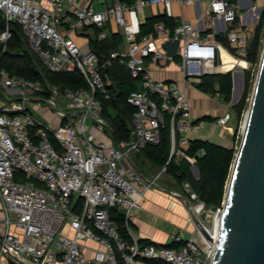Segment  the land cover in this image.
<instances>
[{
  "label": "built area",
  "instance_id": "2783aa9c",
  "mask_svg": "<svg viewBox=\"0 0 264 264\" xmlns=\"http://www.w3.org/2000/svg\"><path fill=\"white\" fill-rule=\"evenodd\" d=\"M173 1L206 5L195 22L182 20L172 31L160 21L155 23L154 34L141 35L138 12L161 3L164 12L171 15ZM240 2L120 0L96 9L91 2L82 6L77 0H0L6 19L0 33L2 42L11 35L8 22L16 20L30 49L48 70L77 68L86 81L85 87L61 89L57 84L44 86L40 80L11 74L0 66V89L16 95L0 105V258L12 256L21 264H137L143 258H158L169 264H210L223 204L208 207L188 180L171 192L184 198L194 224L191 237H173L182 241L177 246L151 240L140 245L134 239L126 245L109 207L123 211L129 231L145 191L154 187L170 160L185 159L191 170L196 165V158L185 147L190 134L199 132L204 121L193 117L184 85L154 77L150 64L172 59L161 43L178 38L176 55L183 82L220 70V53L227 48L215 37L217 21L223 22L220 31L235 50L228 49L230 53L235 59H243L259 12L246 20ZM110 20L123 35V46L110 56L126 63L142 85L127 97L135 110L130 137L120 143H109L95 133L106 125L100 96L108 97L107 82L95 52H83L70 37L82 26L95 25L100 29L99 38H105V25ZM247 66L248 62L240 68ZM166 113L170 115L169 155L147 178L134 163L132 153L160 141ZM88 117L92 118L91 129L86 125ZM230 118L227 108L215 121L225 126ZM207 216L210 224L205 221ZM85 239L101 245L90 258L83 252L81 241Z\"/></svg>",
  "mask_w": 264,
  "mask_h": 264
},
{
  "label": "trees",
  "instance_id": "16d2710c",
  "mask_svg": "<svg viewBox=\"0 0 264 264\" xmlns=\"http://www.w3.org/2000/svg\"><path fill=\"white\" fill-rule=\"evenodd\" d=\"M131 2L132 0H127ZM163 22L173 31L177 25L171 15L166 12L153 14L145 18L140 24V34H154V26L157 22ZM6 27V19L0 10V33ZM8 27L11 32L10 37L4 43L0 40V66L5 67L11 74L24 76L32 80H40L44 86L47 84H57L61 89L85 87L86 81L81 72L74 68L69 71L48 70L40 61L38 56L30 49L27 38L23 33L22 27L16 20H10ZM89 30L90 50L94 51L100 72L107 82L108 97L101 98V114L106 120L105 130L115 143L130 137L132 127V114L135 106L127 101L128 95L142 88L139 76H132L126 63L120 62L118 58L111 57L110 53L123 43L121 30H113L109 24L105 25L107 37L99 38L100 29L95 25L82 26ZM206 31H209L207 29ZM216 39L220 40L231 52L235 50L226 41L225 33L215 34ZM264 37V0L254 24L253 30L248 39L247 50L243 59L249 64L244 70L243 90L239 100L233 104L231 101L232 92V71L207 72L199 77L195 85L205 93L216 95L228 105L231 112L230 120L234 119L233 133L228 145H224L207 138H189V143L185 151L196 158L195 164L199 174L194 176L190 169V163L183 159L180 161L170 160L166 165L165 173L168 174L176 183L181 185L183 180H188L199 197L204 200L208 207L221 206L224 201L226 186L231 172V166L237 150L236 145L240 140L239 123L252 91L255 78V68L258 66L260 53L263 47ZM179 59V56H176ZM208 119L213 117L207 116ZM202 148L203 153H198ZM170 151V115L165 114V119L161 127V138L158 143L147 144L138 150L132 157L136 166L142 171L141 160L148 161L149 164L160 168L168 158ZM110 217L115 222L117 229L126 245L133 243V238L124 223L123 211L115 206L109 207ZM151 242L149 239L138 241L140 245ZM182 241L168 243L177 246ZM145 264H169L158 258H143Z\"/></svg>",
  "mask_w": 264,
  "mask_h": 264
},
{
  "label": "crops",
  "instance_id": "0c3cea01",
  "mask_svg": "<svg viewBox=\"0 0 264 264\" xmlns=\"http://www.w3.org/2000/svg\"><path fill=\"white\" fill-rule=\"evenodd\" d=\"M117 1H120V0H77L79 5H82V6L91 2L92 5L96 9H102L105 6L115 3ZM251 3H252V0H241L240 12L242 8H245L251 5ZM261 4H262V1H261ZM205 5H206L205 2H199L196 4L186 5V4H181L179 2L173 1L171 3V10H172L171 16L174 18L177 24L180 23L182 20H189L191 22H195L198 19V16L201 10L205 7ZM252 6H255V5H252ZM258 8L260 10V7H257V9ZM163 12H164L163 4L161 3L152 4V5L146 6L142 11H139L138 18H139L140 23H142L146 17L153 15V14L163 13ZM254 13L255 12H253V10L250 9L247 12H245L243 16L245 17L246 20L249 21V20H252V18L254 17L255 15ZM107 24H109L110 28H112L113 30L118 29V27L112 20H110ZM222 27H223L222 21L215 22L214 24L215 33L221 32L220 29ZM59 28L63 30L64 32V29L62 26ZM210 29H213V27ZM76 35L86 40L87 47L90 50L89 30L81 27L77 29ZM70 37H72L71 33H70ZM121 46H123V43L119 45V47ZM176 56L177 55H175L170 60L168 59L160 63L150 64L152 73L156 75V78H164V79H167L168 81H173V82L175 81V82H178L184 85L185 91L188 97L190 98V101L192 104L193 117L196 119H202L204 121L203 126L205 122L217 124V122L215 121V118L218 115H220L225 109H227L228 105L219 98L218 94L211 95L197 88L195 85V82L199 80V77H197L196 80L193 78L189 81L183 82V72L179 66L178 59H176ZM232 56L233 55L230 53L228 49L227 50L223 49V51L221 50V53H220L221 63H223V60H224L225 64L222 65L220 67V70L218 71L225 72L227 70H231L232 68H236V71H240L239 68L242 66L241 65L242 60H238V59L236 60L233 58L234 56L233 57ZM237 62L239 65H236ZM207 116L213 117V119H208ZM227 128L229 132L232 134L233 126H228ZM212 132H213V128L210 129L209 133L213 134ZM95 133L97 134L98 137L104 140L108 138L111 140L112 143L114 142V140H112V138L110 137L109 133L106 130H101V131L96 130ZM193 137H201V138L210 139L207 137V134L202 135L199 132L191 133L190 138H193ZM136 152L132 153V157H134ZM138 158L141 160V164H142L141 173L145 177L150 178L159 170V168L149 164V162L144 160L143 158L141 157H138ZM166 175L167 177L164 178L163 182L158 183L157 182V180L159 179L158 178L156 180L154 187L145 191L141 199V202H140L141 206L135 210V218L132 221L130 230H129V233L134 240L139 241L141 239H149L151 241H155L158 243L168 244L172 242L173 237L175 235L181 236L179 230L177 231L174 230V229H181V228L184 230L191 231V236L193 235L194 224L191 223V220L189 218V212H188L184 198L174 197L171 195V192L173 190L180 189V185L179 186L176 185L174 180L168 174ZM1 215H2V212H1V204H0V216ZM163 224L165 226L167 224L169 225V227L173 228L174 235L170 240L168 239V234L165 233L160 228V226L164 227ZM12 229L17 230L15 226H12ZM65 230L69 234H72V230L70 228L65 227ZM182 238L186 239L185 237H182ZM0 241H1V236H0ZM81 243H82L84 254L89 258L93 256L95 249L101 247V245L98 242L91 240V239L82 240ZM0 264H20V263L17 262V260L14 257L5 255L0 258Z\"/></svg>",
  "mask_w": 264,
  "mask_h": 264
},
{
  "label": "water",
  "instance_id": "95a60500",
  "mask_svg": "<svg viewBox=\"0 0 264 264\" xmlns=\"http://www.w3.org/2000/svg\"><path fill=\"white\" fill-rule=\"evenodd\" d=\"M178 44V38L167 39L161 47L168 56L174 57ZM262 44L250 103L243 117L223 209L219 213L210 264H264V38ZM234 86L232 71L231 103L240 97L239 94L233 100ZM242 88L241 71L240 93ZM192 170L197 177V165Z\"/></svg>",
  "mask_w": 264,
  "mask_h": 264
},
{
  "label": "rangeland",
  "instance_id": "374dc122",
  "mask_svg": "<svg viewBox=\"0 0 264 264\" xmlns=\"http://www.w3.org/2000/svg\"><path fill=\"white\" fill-rule=\"evenodd\" d=\"M261 1L262 0H252V3H251V5H249V6H247V7H245V8H242L241 9V14L243 15L245 12H247L248 10H250V9H252L253 10V12H255L254 14L255 15H257L258 14V12L260 11L259 10V8L258 9H256V11H255V9L253 8V6L252 5H255L256 7H261ZM71 36H72V38H74V40L76 41V43L78 44V45H80V47H81V49H82V51L83 52H87L89 49H88V47H87V44H86V40L84 39V38H82V37H79V36H77L76 35V31H73L72 33H71ZM264 38V37H263ZM224 45V44H223ZM225 46V45H224ZM226 47V46H225ZM227 48V47H226ZM228 49V48H227ZM238 60H242L241 61V65L242 66H246V64H247V62H246V60H244V59H238ZM160 62H162V61H160ZM239 65V64H238ZM249 67V64H248V66H247V68ZM257 67V66H256ZM247 68H244L243 70H241V68H239V70L240 71H242L243 72V75H244V70L245 69H247ZM234 69V72L236 71V68H233ZM255 72H256V68H255ZM153 76L154 77H156V75L153 73ZM195 80L197 79V77L196 78H194ZM244 79V78H243ZM254 80H255V78H254ZM242 90H243V88H242ZM241 93H242V91H241ZM241 93H240V96H241ZM251 93H252V91H251ZM16 97V95H14V94H11V93H7V92H4L3 90H1L0 89V105L2 104V102H5V101H8V99L10 100V99H14ZM240 98V97H239ZM250 98H251V95H250ZM250 98H249V101H248V105H247V107L249 106V103H250ZM239 100V99H238ZM229 104H233V103H229ZM247 107H246V109H247ZM246 109H245V111H244V114H245V112H246ZM48 113V115H50V112H47ZM244 114H243V116H242V119H241V121H240V123H239V130L241 131V125H242V121H243V117H244ZM51 116V115H50ZM54 124H56V122L54 123ZM92 124H93V122H92V118H90V117H88V119H87V121H86V125H87V128L88 129H91L92 128ZM228 126H234V119H232V120H230V121H228L227 122V124L225 125V126H221V125H217V124H212V123H210V122H205V124H204V126L202 127V129L199 131V133L200 134H202V135H205V134H207V137L208 138H210V139H212V140H214V141H216V142H218V143H221V144H224V145H228L229 144V141H230V139H231V133L229 132V130H228ZM107 127V124L104 126V130H105V128ZM213 128V134H210L209 133V131H210V129H212ZM218 134V135H217ZM241 136V135H240ZM113 140V139H112ZM105 141H107V142H109V143H112L111 142V140L110 139H108V138H106V140ZM239 143V142H238ZM238 143H237V145H236V148H238ZM192 171V173H193V170H191ZM194 174V173H193ZM195 176V175H194ZM165 177H167V175H166V173H163L162 174V176L157 180V182L159 183V182H163V180H164V178ZM191 220V223L193 224V220L192 219H190ZM205 221H207V224H210L211 223V219H210V217L209 216H207V219L205 218ZM164 225V224H163ZM160 228L165 232V233H167L168 234V239L170 240L172 237H173V228L172 227H169V225H167L166 224V226L164 225V227L163 226H160ZM175 231H177V230H179V232H180V235L182 236V237H185V238H188V237H190L191 236V231H189V230H184V229H174ZM145 262H143V261H141V260H137V264H144Z\"/></svg>",
  "mask_w": 264,
  "mask_h": 264
},
{
  "label": "bare ground",
  "instance_id": "6f19581e",
  "mask_svg": "<svg viewBox=\"0 0 264 264\" xmlns=\"http://www.w3.org/2000/svg\"><path fill=\"white\" fill-rule=\"evenodd\" d=\"M223 51V49H222ZM233 57V56H232ZM234 58V57H233ZM235 59V58H234ZM223 60V58H222ZM237 60V59H236ZM225 62L223 60V63L219 66V68L224 65ZM233 69V68H232ZM234 71V69H233ZM234 80H235V86H234V93H233V100L236 101L239 97L240 94V90H241V72L240 71H236L234 73ZM217 231V230H216Z\"/></svg>",
  "mask_w": 264,
  "mask_h": 264
}]
</instances>
